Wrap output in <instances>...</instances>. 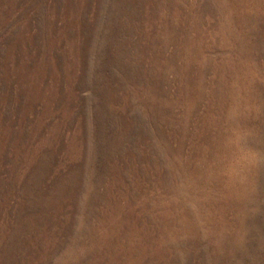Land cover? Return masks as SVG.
<instances>
[{"label": "rangeland", "instance_id": "obj_1", "mask_svg": "<svg viewBox=\"0 0 264 264\" xmlns=\"http://www.w3.org/2000/svg\"><path fill=\"white\" fill-rule=\"evenodd\" d=\"M0 264H264V0H0Z\"/></svg>", "mask_w": 264, "mask_h": 264}]
</instances>
